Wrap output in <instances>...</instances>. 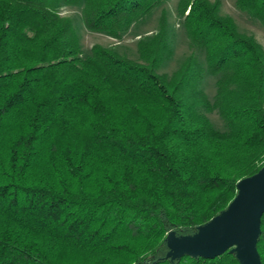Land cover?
Wrapping results in <instances>:
<instances>
[{
  "label": "trees",
  "instance_id": "obj_1",
  "mask_svg": "<svg viewBox=\"0 0 264 264\" xmlns=\"http://www.w3.org/2000/svg\"><path fill=\"white\" fill-rule=\"evenodd\" d=\"M167 1L0 0V264H241L231 250L173 261L167 239L196 235L264 167L263 46L222 0H179L194 52L168 75L165 11L140 61L84 57L61 15L81 9L87 31L121 41ZM236 5L264 28V0ZM261 229L264 264V215Z\"/></svg>",
  "mask_w": 264,
  "mask_h": 264
},
{
  "label": "water",
  "instance_id": "obj_2",
  "mask_svg": "<svg viewBox=\"0 0 264 264\" xmlns=\"http://www.w3.org/2000/svg\"><path fill=\"white\" fill-rule=\"evenodd\" d=\"M264 215V167L238 184V195L229 208L194 236L168 235V258L188 255L216 259L231 250L241 264H263L258 252Z\"/></svg>",
  "mask_w": 264,
  "mask_h": 264
},
{
  "label": "rangeland",
  "instance_id": "obj_3",
  "mask_svg": "<svg viewBox=\"0 0 264 264\" xmlns=\"http://www.w3.org/2000/svg\"><path fill=\"white\" fill-rule=\"evenodd\" d=\"M236 3L237 0H222V13L232 17L242 32L253 35L264 48V28L257 20L241 12L237 8ZM178 4L179 0H168L162 7L157 9L151 17L136 23L121 41L103 34L87 31L82 23L81 9L64 8L61 10V15L73 19L81 40L84 57L91 54V49L94 46L101 45L104 47H116L122 54L127 55L133 60L140 61L138 51L139 41L141 38L151 36L159 31L160 21L165 11L169 20L170 44L173 50V56L164 64L160 73L172 75L177 71L184 60L194 52L191 48L182 20L178 17ZM199 55L203 61V55ZM217 80V77H209L207 75L202 84V89L212 102L215 101ZM209 117L217 130L222 132L228 130L226 123L217 112L209 115Z\"/></svg>",
  "mask_w": 264,
  "mask_h": 264
}]
</instances>
